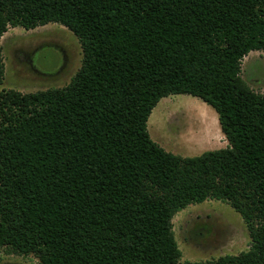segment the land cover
Segmentation results:
<instances>
[{
  "label": "trees",
  "instance_id": "16d2710c",
  "mask_svg": "<svg viewBox=\"0 0 264 264\" xmlns=\"http://www.w3.org/2000/svg\"><path fill=\"white\" fill-rule=\"evenodd\" d=\"M59 23L83 61L61 88L0 91V254L41 264L183 261L173 218L228 202L250 247L214 264H264V93L242 76L264 50V0H0L9 26ZM187 94L218 114L228 145L181 156L154 141L162 98Z\"/></svg>",
  "mask_w": 264,
  "mask_h": 264
},
{
  "label": "rangeland",
  "instance_id": "374dc122",
  "mask_svg": "<svg viewBox=\"0 0 264 264\" xmlns=\"http://www.w3.org/2000/svg\"><path fill=\"white\" fill-rule=\"evenodd\" d=\"M1 44L5 76L0 91L32 93L61 88L70 83L83 61L80 40L59 23L30 30L9 26ZM242 76L256 92L264 93V50L252 51L243 59ZM210 118L218 125L216 137L215 126L210 129L205 126ZM148 130L154 141L181 156H197L228 145L217 112L201 99L187 94L162 98L148 120ZM173 229L182 251L181 262L214 264L219 257L238 255L251 244L241 214L228 202L216 199L191 204L179 211L173 218ZM0 264L41 263L34 254H17L4 247Z\"/></svg>",
  "mask_w": 264,
  "mask_h": 264
},
{
  "label": "bare ground",
  "instance_id": "6f19581e",
  "mask_svg": "<svg viewBox=\"0 0 264 264\" xmlns=\"http://www.w3.org/2000/svg\"><path fill=\"white\" fill-rule=\"evenodd\" d=\"M190 112V111H189ZM197 116V115H196ZM205 116V115H204ZM198 117V116H197ZM200 117H202V116H200ZM207 117V116H206ZM198 119V118H197ZM208 120V119H207ZM205 121V120H204ZM209 122L206 124L205 122V126H208V128L210 129L212 126H215L214 128H213V132L215 131V137H216V133H218L219 131H218V125H217V123H216V121L215 120H213L212 118H210L209 120H208ZM207 122V121H206ZM201 124V123H200ZM200 126V125H199ZM199 126H198V128H199ZM207 128V129H208ZM204 129V128H203ZM215 129V130H214ZM201 130V129H200ZM205 130V129H204ZM206 136V135H205ZM202 137V136H201ZM204 137V136H203ZM206 138V137H205ZM211 138V137H210ZM199 139V138H198ZM201 139V138H200ZM206 141V140H205ZM209 142V141H208Z\"/></svg>",
  "mask_w": 264,
  "mask_h": 264
}]
</instances>
